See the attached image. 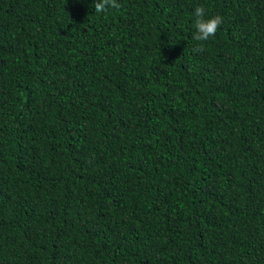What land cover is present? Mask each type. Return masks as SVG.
<instances>
[{"label":"trees","instance_id":"1","mask_svg":"<svg viewBox=\"0 0 264 264\" xmlns=\"http://www.w3.org/2000/svg\"><path fill=\"white\" fill-rule=\"evenodd\" d=\"M94 2L0 0V264H264V0Z\"/></svg>","mask_w":264,"mask_h":264},{"label":"clouds","instance_id":"2","mask_svg":"<svg viewBox=\"0 0 264 264\" xmlns=\"http://www.w3.org/2000/svg\"><path fill=\"white\" fill-rule=\"evenodd\" d=\"M121 5L117 0H95L94 9L96 13H106L109 9H119ZM195 16V34L193 40L199 42L208 41L210 37L215 36L219 26L224 23L223 17L220 15L206 17V10L203 6H198L194 10ZM203 51V44L192 49V52L198 53Z\"/></svg>","mask_w":264,"mask_h":264}]
</instances>
